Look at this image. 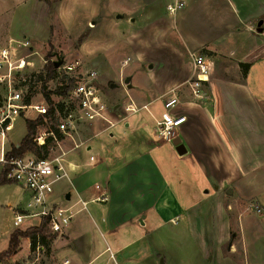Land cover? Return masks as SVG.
Segmentation results:
<instances>
[{"label": "crops", "instance_id": "0c3cea01", "mask_svg": "<svg viewBox=\"0 0 264 264\" xmlns=\"http://www.w3.org/2000/svg\"><path fill=\"white\" fill-rule=\"evenodd\" d=\"M115 1L105 3L110 13L120 10ZM121 1L129 15L115 18L128 35L138 26L145 35L134 61L146 69L126 77L124 88L110 84L126 99L125 114L110 116L111 126L89 123L103 127L88 150L66 157L51 201L76 214L50 242V257L56 264H264V0ZM89 2L99 11L100 0ZM177 2L183 8L169 14L166 6ZM87 4L75 8L82 14ZM188 51L212 62L203 84L208 105L182 86L191 75ZM128 99L136 112L125 111ZM166 112L185 118L174 130L183 153L174 139L157 136Z\"/></svg>", "mask_w": 264, "mask_h": 264}, {"label": "rangeland", "instance_id": "374dc122", "mask_svg": "<svg viewBox=\"0 0 264 264\" xmlns=\"http://www.w3.org/2000/svg\"><path fill=\"white\" fill-rule=\"evenodd\" d=\"M79 1L81 0H0V48L6 46L9 40H27L31 46L30 52L35 51L43 60L49 59L54 62L55 75L42 81L41 88L33 94L32 103L41 102L42 96L40 97V95L45 96L46 93L49 94L51 100L57 101V90L70 85V82V86H72L88 72L94 71L98 77L97 88L107 105L108 113L111 117L112 115L122 117L125 114L122 108L126 99L119 97L117 91H110L109 86L117 84L124 88L123 80L126 77H133L141 69H146V62L141 61L140 66L136 62L139 61L136 52L139 51L140 41H143L145 35L140 32L138 26L135 29H130L129 35L132 38L130 41L133 42L131 45L130 43L128 45V40L122 38V36L128 35V31H125L122 24L117 22L115 15H129L126 12L124 14V11L121 10L124 6L123 1L114 0L120 10L110 13L105 5L108 0H100V8L97 12L90 8L89 1L91 0H88V7L87 9L84 7L82 14L75 8ZM131 1L137 3V0ZM101 5L104 6L101 7ZM170 18L173 17L170 16ZM165 33L163 28L159 34L165 36ZM188 52L204 56L201 53ZM186 58L188 65L187 54ZM30 59H34L36 64H39L37 57L33 56ZM123 60L128 61V65L124 66V71L121 72ZM68 68L71 70L69 71ZM125 72H129V75ZM44 74L45 72H43ZM187 81L182 86L187 87ZM202 90L201 103L208 105L211 102L209 92L207 88L203 89L202 87ZM3 95L4 86L0 85V101ZM156 106L158 107V104ZM153 112L156 116L155 111ZM159 119L160 117L157 120ZM25 120L33 121L35 115L26 113L15 120L11 131L7 134L6 150L10 147L9 145L16 146L25 137ZM102 127V124L83 125L80 139H91L94 132ZM49 153L53 154V150ZM26 155L30 156L29 154L24 156ZM2 174L3 170L1 172L0 168V177ZM26 200L27 197L16 185H0V254L7 249L12 232L16 230L24 232L31 228L27 226L39 224L36 223L37 219H27L15 230L13 226L14 211L16 209L24 210ZM27 247H29L27 239L20 238L15 255L0 264H24L27 263L26 261L28 264H56L50 257V248H45L36 256ZM15 256L16 258H14ZM176 256L179 257L180 254ZM196 261L198 263V260Z\"/></svg>", "mask_w": 264, "mask_h": 264}, {"label": "built area", "instance_id": "2783aa9c", "mask_svg": "<svg viewBox=\"0 0 264 264\" xmlns=\"http://www.w3.org/2000/svg\"><path fill=\"white\" fill-rule=\"evenodd\" d=\"M183 6L182 2L168 4L166 10L173 15ZM30 49L27 40H9L6 46L0 48V85L4 86V95L0 101V168L1 172L6 171V180L18 186L27 197L24 210L14 211L13 225L19 227L27 219H37L39 226L45 220L50 233L53 236H60L76 214L71 207H64L51 201L55 182L66 176L68 166L66 157L81 148L88 150L90 139H80L83 125L100 121L109 126L113 123L109 120L107 105L97 88L98 77L94 71L84 75L63 95H58L57 101L51 100L49 104L43 95H40L42 101L32 103L34 92L41 88L42 81L45 80L43 68L47 61L40 58L35 51L30 52ZM33 56L39 59L38 65L34 59H30ZM188 65L191 75L187 83L191 96L201 100L202 87L209 80L212 62L204 56L189 53ZM175 103L176 98L172 96L165 102L164 107L168 109ZM49 110L53 112L54 130L49 127L46 118ZM137 110L134 102L128 99L125 111L134 113ZM26 113L34 114L35 119H42V125L37 127L33 142L40 150L45 148L47 156L38 158L29 154L30 156L9 160L6 158L8 152L4 150L7 134L15 120ZM184 121V117H173L167 112L163 113L156 122L157 136L164 142L171 143L175 138L174 130ZM51 150L53 154L49 153ZM81 205L84 208L86 203ZM256 211L260 210L256 207ZM43 251L44 247L37 242L32 253L38 256Z\"/></svg>", "mask_w": 264, "mask_h": 264}, {"label": "trees", "instance_id": "16d2710c", "mask_svg": "<svg viewBox=\"0 0 264 264\" xmlns=\"http://www.w3.org/2000/svg\"><path fill=\"white\" fill-rule=\"evenodd\" d=\"M47 62L43 68L45 72V80L47 77H51L52 75H55V65L54 62L45 59ZM42 78V76H40ZM71 85V82H70ZM65 86L62 87L60 90H57L58 95H63L71 86ZM47 103L51 104V98L49 97V94H45L43 96ZM53 112L52 110H49L48 114L46 115V118L48 120L49 127L54 130V123H53ZM42 125V119L37 118L33 121L31 120H25V128H26V135L21 140L18 146H11L10 151L6 154V158L9 160L20 158L24 156L25 154H32L35 157H46L47 151L45 148H39L36 147V145L33 142L34 137L37 133V127ZM6 171L3 172V174L0 177V185L3 184H12L10 181L6 180ZM24 238L28 239L30 241V251H33L36 243L38 242L41 246L45 248H49L50 242L54 239V236L50 233L47 223L45 220L41 222V224L37 227H31L26 229L24 232L22 231H14L8 241L7 249L0 254V263H4V261L11 256L15 255L17 251V247L19 244V239Z\"/></svg>", "mask_w": 264, "mask_h": 264}, {"label": "water", "instance_id": "95a60500", "mask_svg": "<svg viewBox=\"0 0 264 264\" xmlns=\"http://www.w3.org/2000/svg\"><path fill=\"white\" fill-rule=\"evenodd\" d=\"M172 143L175 147H177V150L179 153L184 152L183 148L180 146V140L179 139H176V140L174 139Z\"/></svg>", "mask_w": 264, "mask_h": 264}]
</instances>
